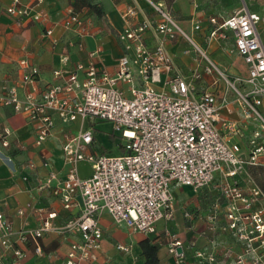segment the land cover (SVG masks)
Masks as SVG:
<instances>
[{
	"label": "built area",
	"instance_id": "2783aa9c",
	"mask_svg": "<svg viewBox=\"0 0 264 264\" xmlns=\"http://www.w3.org/2000/svg\"><path fill=\"white\" fill-rule=\"evenodd\" d=\"M44 1L9 0L6 14L20 26L40 24L45 38H52L60 25L79 40L70 45L81 48L82 39L90 34L82 14L70 7L61 24L52 23L42 9ZM147 1L160 20L136 26L130 23L135 9L122 14L126 27L118 39L124 53L113 70L104 65L99 47L72 69L69 55H62L61 67L53 72L54 82L43 89L36 87L38 68L25 59L19 62V80L4 82L0 106L12 107L35 124V146L42 147L61 127L66 171L61 175L49 158H43L42 167L48 173L39 179L37 191H50L71 217L58 224L56 211L35 204L30 212L38 216V227L24 222L16 228L0 211V264H24L30 244L36 254H42L40 239L49 233L70 241L63 264H88L101 249L100 219L105 214L116 226L142 234L159 247L158 226L165 224L174 264H187L183 241L169 229L180 189L195 194L215 191L213 212L206 217L207 231L239 234L247 248L236 264H264L260 256H253L264 250V192L253 177L255 169L264 168V41L260 33L264 19L242 0V7L230 17L222 22L210 20L214 26L210 39L226 40L231 33L233 52L248 68L246 77H231L163 4ZM149 30L159 36L154 46L145 42ZM179 37L189 45L183 54L192 55L195 62L189 75L181 72L166 47V42ZM206 76L213 78L210 88L202 87ZM231 96L240 109L239 120L229 117ZM104 123L113 127L115 152H101L95 140L97 126ZM11 134L9 129L0 132L2 147L10 146ZM4 159L13 162L11 157ZM24 167L32 172L37 169L31 160ZM23 179L28 181L29 175ZM258 201L261 208L253 210ZM17 213L23 218L27 215L23 209ZM184 218L192 224L195 214L186 210ZM189 246L196 247V242ZM116 248L131 252V246L118 244ZM223 256L230 257V251ZM195 257L200 263L219 264L216 252L196 250Z\"/></svg>",
	"mask_w": 264,
	"mask_h": 264
},
{
	"label": "crops",
	"instance_id": "0c3cea01",
	"mask_svg": "<svg viewBox=\"0 0 264 264\" xmlns=\"http://www.w3.org/2000/svg\"><path fill=\"white\" fill-rule=\"evenodd\" d=\"M32 1L23 0V3ZM151 1L163 4L180 27L207 51L210 58L222 71L231 77L247 76L246 64L240 56L233 52V35L228 33L226 40L210 39V32L214 27L210 20L215 18L218 22H222L233 15L239 10L235 0H216L213 3H210L209 0ZM94 4L102 9V15L88 18L79 12L88 23L90 31V34L82 39L83 46L80 48L77 44L70 45L71 42L79 40L60 25L55 28L52 38H45L42 36L44 28L40 24L28 23L24 26L16 24L14 19L6 14L9 0H0V94L4 82L19 80L21 76L19 62L24 59L30 66L39 70L36 82L38 89H43L45 85L54 82L53 72L61 67V57L64 54L69 55L68 66L72 69L77 63L85 62L90 52L101 47L104 65L113 70L118 58L124 53L123 44L118 39V33L126 27L122 14L128 8L135 9L136 16L130 19V23L136 26L146 20L154 23L160 20L147 0H95ZM260 5L264 8V0ZM70 7L73 8L68 0H45L42 5V9L49 15L51 22L58 24L63 22ZM218 7L220 10H217ZM253 12L258 13L264 19L263 12ZM196 26H199L198 30H195ZM260 33L264 41L262 34L264 33V21L260 25ZM158 40L159 36L154 30L147 32L145 37L147 45L154 46ZM166 47L181 72L189 75L195 68V62L192 55L183 54V51L189 47L187 42L179 37L176 41L166 42ZM212 82L213 78L206 76L202 87L210 88ZM20 95L22 97L24 95L22 89ZM230 99L232 113L229 114V117L239 120L241 118L240 109L232 96ZM4 129L11 130L12 134L9 137L10 146L8 148L0 145V211L14 222L16 228L21 227L24 222L29 227L35 228L38 227L40 221L38 216L30 212V208L37 204V206H44L48 210L56 211L58 213L56 222L63 224L71 217V212L64 210L50 191H37L39 179H44L48 173V170L42 167L43 158H49L52 168L61 175L66 171L62 158L61 127L59 126L54 131V134L42 147H37L35 146V124L30 122L25 114L15 112L12 107L0 106V132ZM114 135L111 124L104 123L97 126L95 140L101 152L116 151ZM5 157H11L12 164L6 162ZM30 160L37 165L34 172L24 167V164ZM81 168L84 173H89L87 166ZM25 175H29L28 181H24ZM188 190L190 189H180L176 193L175 221L169 225L172 233H175L184 243L186 263L205 264L196 259L195 251L208 250L217 253L219 264H236L237 257L243 249L242 242L221 229H218L216 233L207 231V215L200 208H194L192 205L197 200L199 203L206 201L205 198L209 195H212L215 202V191H202L190 197L188 194L184 195V193H188ZM19 209L26 211L25 218L17 213ZM186 210H191L195 214V219L192 224L188 222V225L183 226ZM76 211L77 209L74 210V213ZM100 224L104 230L101 249L97 252L96 259L88 264H144L140 242L147 239L146 236L131 234L126 228L112 225L111 217L106 214L102 215ZM124 231L129 235L136 236V239L132 237L128 242L121 241L118 234ZM158 234L162 242L158 252L159 264H174V257L168 252L169 238L165 232V224H159ZM192 241L196 242V247L189 246ZM118 244L131 246V252L125 253L117 250ZM40 245L42 254H36L34 245L27 246V257L24 264H63L70 241L63 240L56 233H49L40 239ZM225 250L230 251V257L224 258Z\"/></svg>",
	"mask_w": 264,
	"mask_h": 264
},
{
	"label": "rangeland",
	"instance_id": "374dc122",
	"mask_svg": "<svg viewBox=\"0 0 264 264\" xmlns=\"http://www.w3.org/2000/svg\"><path fill=\"white\" fill-rule=\"evenodd\" d=\"M69 4L77 11L81 12L84 14L85 17L88 18H92L95 17V15H97L92 9L89 8L88 5L90 4H94L95 0H68ZM194 0H192L193 2ZM210 3H213L216 0H209ZM237 3L238 8L240 9L242 7V3L241 0H235ZM250 9L253 11H257V12H263L264 13V8L260 5L261 1L263 0H246ZM215 6V5H214ZM217 10H220V8L218 7ZM263 34V38H264V33ZM253 177H255L257 179V183L259 184V186H261L263 192H264V168H258L255 169L253 171ZM188 193H184L185 196H187V194L191 197H193L195 195V193H193L191 190L187 191ZM210 194H212L210 192ZM188 196V197H189ZM206 201H203L201 203H199V201H194V203H192V205L194 206V208H200V210H202L207 216L212 214L213 212V205H214V201L212 198V195L207 196ZM199 206V207H198ZM192 207V206H191ZM261 208V203L260 201H258L257 203L254 204L253 206V210H257ZM183 226L184 225H188V221H186V219H183ZM112 225L116 226L113 221H112ZM117 227V226H116ZM226 232V231H225ZM120 236V240L123 242H128L132 239V237L134 239H136V236H132L127 234L125 231L124 232H119L118 234ZM238 241L242 242V251L240 253V255H242L244 253V250L247 248V244L243 239H239V234L236 235L235 237ZM249 249V248H248ZM251 250V249H250ZM228 250H225L224 253H226ZM253 256H257L259 258H261L262 261H264V250L263 249H259L257 250ZM250 261V259H249Z\"/></svg>",
	"mask_w": 264,
	"mask_h": 264
},
{
	"label": "trees",
	"instance_id": "16d2710c",
	"mask_svg": "<svg viewBox=\"0 0 264 264\" xmlns=\"http://www.w3.org/2000/svg\"><path fill=\"white\" fill-rule=\"evenodd\" d=\"M97 15H102V9L97 4L88 5ZM74 9V8H73ZM75 12H79L74 9ZM140 248L144 257V264H159V246L152 243L149 239L140 242Z\"/></svg>",
	"mask_w": 264,
	"mask_h": 264
},
{
	"label": "flooded vegetation",
	"instance_id": "af4514ba",
	"mask_svg": "<svg viewBox=\"0 0 264 264\" xmlns=\"http://www.w3.org/2000/svg\"><path fill=\"white\" fill-rule=\"evenodd\" d=\"M226 222L225 218H224V215H221L220 216V223L221 224H224Z\"/></svg>",
	"mask_w": 264,
	"mask_h": 264
},
{
	"label": "water",
	"instance_id": "95a60500",
	"mask_svg": "<svg viewBox=\"0 0 264 264\" xmlns=\"http://www.w3.org/2000/svg\"><path fill=\"white\" fill-rule=\"evenodd\" d=\"M181 250H179V252H180Z\"/></svg>",
	"mask_w": 264,
	"mask_h": 264
}]
</instances>
